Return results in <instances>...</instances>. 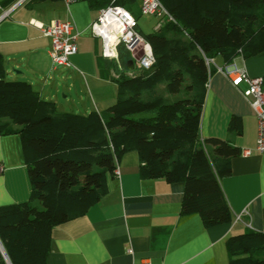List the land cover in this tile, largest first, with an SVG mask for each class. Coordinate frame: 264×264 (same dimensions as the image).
<instances>
[{"label":"trees","instance_id":"obj_1","mask_svg":"<svg viewBox=\"0 0 264 264\" xmlns=\"http://www.w3.org/2000/svg\"><path fill=\"white\" fill-rule=\"evenodd\" d=\"M19 1L0 0V6ZM87 1L99 11L111 3ZM160 1L175 22L144 35L155 64L129 71L123 45L118 61L105 58L118 76V97L103 113L58 112L29 82L7 80L0 54V136L20 135L33 189L28 202L0 206V264H47L53 229L108 194L128 152L139 154L142 177L184 183V216L199 215L207 228L232 222L220 181L241 151L228 140L201 137L207 84L217 72L206 59L231 64L264 51V0ZM114 4L133 13L136 0ZM241 127V118L232 117L229 132ZM228 249L230 264H264V233L233 236Z\"/></svg>","mask_w":264,"mask_h":264},{"label":"crops","instance_id":"obj_2","mask_svg":"<svg viewBox=\"0 0 264 264\" xmlns=\"http://www.w3.org/2000/svg\"><path fill=\"white\" fill-rule=\"evenodd\" d=\"M139 8L136 0L133 13L142 35L158 31L159 19L142 16ZM99 13L87 0L71 5L63 0H26L0 22L4 63L6 57L9 66L26 67L24 75L29 74L30 84L44 99L55 102L58 112L63 108L59 88L64 86L76 90L81 102L87 96L83 115L103 113L116 103L118 87L113 80L117 74L107 69L102 41L91 32ZM53 21L71 22L80 33L79 51L71 58V67L53 64L51 39L38 27H48ZM214 63L264 78V51L249 58L239 56L231 64L220 57ZM6 71L8 74L7 67ZM14 71L12 79L22 75ZM246 88L245 84L234 86L222 72L211 75L201 117L202 139L228 140L240 151L255 148L258 122L243 94ZM232 117L241 118L240 133L229 132ZM230 163L231 175L220 182L233 220L207 228L199 215L182 214L184 183L142 177L139 154L126 153L117 162L118 174L110 181L108 194L84 216L53 229L47 264H140L145 260L155 264H230L231 237L249 231L264 233V154L240 155ZM0 168V206L28 202L33 189L19 134L0 136Z\"/></svg>","mask_w":264,"mask_h":264},{"label":"built area","instance_id":"obj_3","mask_svg":"<svg viewBox=\"0 0 264 264\" xmlns=\"http://www.w3.org/2000/svg\"><path fill=\"white\" fill-rule=\"evenodd\" d=\"M17 2L8 9L0 6V22L8 18L18 8ZM71 5L78 0H63ZM142 16H153L159 19V27L164 21L175 22L166 7L160 0H139ZM116 0H111L108 7L100 10L99 16L91 25L94 37L101 39L103 45V57L109 60L119 59V47L123 45L131 55L134 63V71H147L155 64L156 59L152 48L139 31L138 19L132 12L124 7L116 6ZM43 34L51 39V59L56 66L71 67V58L79 51L78 41L80 33L75 25L67 21H53L48 27L39 24ZM208 65L214 60L206 59ZM216 66V65H215ZM218 72L224 73L236 87L245 84L247 88L243 92L250 102L257 118L258 133L256 146L253 149H244L240 155L250 157L255 153L264 154V78L251 77L244 69L227 70L216 66ZM1 170V168H0ZM116 171V175H117ZM140 264H155L145 260Z\"/></svg>","mask_w":264,"mask_h":264},{"label":"rangeland","instance_id":"obj_4","mask_svg":"<svg viewBox=\"0 0 264 264\" xmlns=\"http://www.w3.org/2000/svg\"><path fill=\"white\" fill-rule=\"evenodd\" d=\"M137 6H138V4H137ZM9 63L10 62H6V57H5V67H7V69H9V73L7 74V80H9V81H15V80H17V81L29 82V80L27 79V77H29V74L26 73L24 75V72H26V67L16 69L15 67L9 66ZM14 70H18V71H20L22 73V75H20V76L17 77V79H12L10 77V73H15ZM117 77L118 76H116V78ZM49 88H50V86L48 87V89ZM59 89H60V92L58 94V99H59L60 104H62V106H63V108L60 107V109L62 111H59V112L60 113H63V112L65 113L66 112V113L82 114V112H83V109L82 108H83L84 105H87V102H88L87 101L88 100L87 99V96L84 95L85 102H81L80 99H79V94H78V92L76 90L68 91L67 88H65L64 86H61ZM162 89H163V86H162ZM66 95H67V98H65ZM207 150L210 152V154L213 153L212 152V148L210 146L207 147ZM260 257H264V253H262L260 255Z\"/></svg>","mask_w":264,"mask_h":264},{"label":"water","instance_id":"obj_5","mask_svg":"<svg viewBox=\"0 0 264 264\" xmlns=\"http://www.w3.org/2000/svg\"><path fill=\"white\" fill-rule=\"evenodd\" d=\"M26 0H22L19 4H18V6L19 5H22L24 2H25ZM134 63H133V61L132 60H130L129 62H128V70L129 71H134ZM17 73H18V71H16Z\"/></svg>","mask_w":264,"mask_h":264}]
</instances>
